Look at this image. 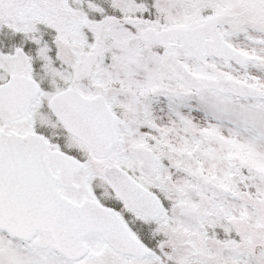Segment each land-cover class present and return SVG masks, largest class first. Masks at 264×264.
Returning <instances> with one entry per match:
<instances>
[{"label": "snow or ice", "instance_id": "obj_1", "mask_svg": "<svg viewBox=\"0 0 264 264\" xmlns=\"http://www.w3.org/2000/svg\"><path fill=\"white\" fill-rule=\"evenodd\" d=\"M0 264H264V0H0Z\"/></svg>", "mask_w": 264, "mask_h": 264}]
</instances>
